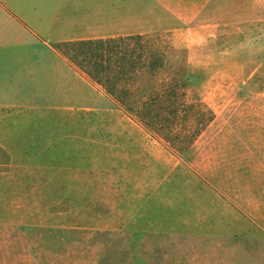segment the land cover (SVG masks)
<instances>
[{
    "label": "rangeland",
    "instance_id": "374dc122",
    "mask_svg": "<svg viewBox=\"0 0 264 264\" xmlns=\"http://www.w3.org/2000/svg\"><path fill=\"white\" fill-rule=\"evenodd\" d=\"M144 5L163 78L189 74L185 102L206 116L181 111L173 131L183 138L170 143L111 95L116 124L77 131H111L112 149L73 141L11 160L0 148V264H264V0ZM65 49L93 73L107 56ZM138 78L136 103L154 84ZM60 116L44 110L36 126L69 133Z\"/></svg>",
    "mask_w": 264,
    "mask_h": 264
},
{
    "label": "crops",
    "instance_id": "0c3cea01",
    "mask_svg": "<svg viewBox=\"0 0 264 264\" xmlns=\"http://www.w3.org/2000/svg\"><path fill=\"white\" fill-rule=\"evenodd\" d=\"M159 8V7H158ZM144 0H12L0 4V148L16 154L84 147L112 149L111 131H77L101 123L106 129L123 114L110 94L56 45L126 34H142ZM9 37V38H8ZM60 114L55 126H36L42 112ZM119 115V116H118ZM126 116V115H125ZM127 117V116H126ZM122 118V117H121ZM128 118V117H127ZM79 125V126H78ZM128 144V131L117 136ZM117 147V144H115Z\"/></svg>",
    "mask_w": 264,
    "mask_h": 264
},
{
    "label": "trees",
    "instance_id": "16d2710c",
    "mask_svg": "<svg viewBox=\"0 0 264 264\" xmlns=\"http://www.w3.org/2000/svg\"><path fill=\"white\" fill-rule=\"evenodd\" d=\"M70 44L86 48L87 52H81L82 55L93 53L92 46L94 45L96 51H101L107 56L103 58V61L95 62L96 72L93 73L77 60L76 56L67 52L65 47ZM56 46L64 51L82 71L100 84L108 94L118 98L127 115L142 121L148 128L156 129V133L169 142L174 136L177 143L179 138H183L173 131V125L180 117L181 111H184L185 118L198 113H202V117L206 116L201 102L197 104L185 102V85L190 79L189 74L185 75L183 84H180L182 76H179L177 71H171L168 77L163 78L168 68L164 51L157 42L144 34L64 42ZM140 75L149 76L154 84L145 90L146 94L141 102L136 103L134 100L135 91H137L135 85Z\"/></svg>",
    "mask_w": 264,
    "mask_h": 264
}]
</instances>
